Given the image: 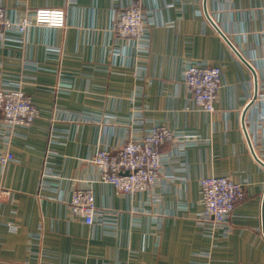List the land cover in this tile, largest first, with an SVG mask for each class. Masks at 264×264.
<instances>
[{"label": "crops", "instance_id": "1", "mask_svg": "<svg viewBox=\"0 0 264 264\" xmlns=\"http://www.w3.org/2000/svg\"><path fill=\"white\" fill-rule=\"evenodd\" d=\"M11 17L64 8L66 27L33 28L0 43V85L20 87L39 117L9 139L0 113V261L11 264H264V0H0ZM150 14V45L120 37V6ZM257 73L254 76L205 16ZM16 15V16H15ZM220 67L215 112L193 109L186 67ZM195 138L167 144L162 182L119 194L100 182L99 149L118 150L153 127ZM9 142V143H8ZM262 163H260L259 161ZM228 177L245 187L228 236H207L200 181ZM91 186L114 223L71 219L74 190Z\"/></svg>", "mask_w": 264, "mask_h": 264}, {"label": "built area", "instance_id": "2", "mask_svg": "<svg viewBox=\"0 0 264 264\" xmlns=\"http://www.w3.org/2000/svg\"><path fill=\"white\" fill-rule=\"evenodd\" d=\"M115 21L117 34L135 44L137 49L150 45V14L137 4L121 5ZM16 16V15H15ZM64 8H38L26 10L18 17H11L0 4V43L10 41L11 35L23 36L33 28L63 29L66 27ZM182 80L193 98V109L212 114L222 87L220 67L201 63L184 69ZM0 113L3 126L8 130L7 139L15 128H29L39 117V110L20 87L0 85ZM9 143V142H8ZM197 143L195 138L175 134L167 128L155 126L141 139L131 140L118 150L99 149L93 164L100 171V182L111 185L122 195L134 196L151 192L162 182L161 171L167 158L160 147L172 144L184 150ZM11 152L0 155V164L14 162ZM202 216L198 225L203 232L215 238L228 236L232 231L234 211L245 197V187L228 177H207L200 181ZM71 219H80L88 226L114 223L105 211L96 206L91 186L74 190L68 204ZM0 264H11L0 261Z\"/></svg>", "mask_w": 264, "mask_h": 264}, {"label": "water", "instance_id": "3", "mask_svg": "<svg viewBox=\"0 0 264 264\" xmlns=\"http://www.w3.org/2000/svg\"><path fill=\"white\" fill-rule=\"evenodd\" d=\"M206 2V0H205ZM204 12H205V16L208 19V21L212 24V26L217 30V32L223 37V39L226 41V43L231 47V49L235 52V54L238 56V58L249 68V70L252 72L253 76H254V82H255V90H254V96H253V101L250 102V104L246 107L245 111H244V116H243V120H242V124H243V128L244 131L246 133L247 136V140L250 146V149L254 155V157L257 159V157L255 156L254 150L252 148L250 139L248 137L247 131H246V127H245V114L247 112V110L252 106V104L254 103V101L257 99L258 97V78H257V73L255 71V69L253 68V66L246 61V59L241 55V53L234 47V45L229 41V39L223 34V32L218 28V26L215 24V22L212 20V18L209 16L207 9H206V4L204 6ZM259 161V160H258ZM260 162V161H259ZM261 163V162H260ZM262 164V163H261ZM264 165V164H263ZM263 218H264V212H263Z\"/></svg>", "mask_w": 264, "mask_h": 264}]
</instances>
